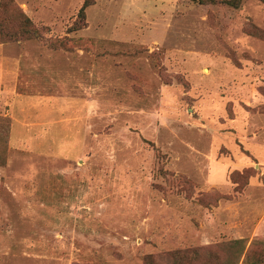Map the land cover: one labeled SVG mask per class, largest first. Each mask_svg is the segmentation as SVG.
Listing matches in <instances>:
<instances>
[{"label": "rangeland", "instance_id": "obj_1", "mask_svg": "<svg viewBox=\"0 0 264 264\" xmlns=\"http://www.w3.org/2000/svg\"><path fill=\"white\" fill-rule=\"evenodd\" d=\"M83 1L14 0L43 40L0 44V264L264 243V3L96 0L67 33ZM17 94L61 102L23 128Z\"/></svg>", "mask_w": 264, "mask_h": 264}, {"label": "trees", "instance_id": "obj_2", "mask_svg": "<svg viewBox=\"0 0 264 264\" xmlns=\"http://www.w3.org/2000/svg\"><path fill=\"white\" fill-rule=\"evenodd\" d=\"M244 1L248 0H229L227 4L233 9H238ZM256 1L264 3V0ZM95 2L96 0L83 1L67 33L77 32L87 26L86 9ZM42 40V29L19 9L14 0H0V44ZM49 47L63 49L66 44L59 39L50 42ZM1 131L8 134L9 126H0V134ZM8 137H0V145H5ZM263 245V242L258 241L247 247L243 239L231 240L210 248L175 250L157 257L148 255L143 258L142 264H264Z\"/></svg>", "mask_w": 264, "mask_h": 264}, {"label": "crops", "instance_id": "obj_3", "mask_svg": "<svg viewBox=\"0 0 264 264\" xmlns=\"http://www.w3.org/2000/svg\"><path fill=\"white\" fill-rule=\"evenodd\" d=\"M51 90H53L52 86H51ZM16 96V100H14L12 103H11V111L15 110V106L18 108V115L20 117V121H17L15 119V117L13 115H11V111H9L8 115H10L11 119L14 120L16 123L19 124L20 127H23V128H30V127H39L41 125V123H31V124H28L27 125V117H23L24 113L27 114V108H29V110L32 112V113H37L39 112L40 108L39 107H42L44 106V104L48 103L49 104V107H50V110L51 108L53 109L54 106H57L60 104L61 100L58 99L59 97H57L56 99L54 97L51 96V94H47V95H41V96H37V97H28L26 98L25 96L23 95H15ZM71 98V97H70ZM31 99H33V102H31ZM18 103V106L14 103L16 102ZM64 106L68 107L69 105H71V103H68L66 101H62ZM23 117V118H22ZM14 118V119H13ZM14 123V122H13ZM50 123H53V121H49L48 123H43L44 125H47V124H50ZM42 124V125H43ZM13 127H14V124H13ZM13 127H12V130H13Z\"/></svg>", "mask_w": 264, "mask_h": 264}]
</instances>
